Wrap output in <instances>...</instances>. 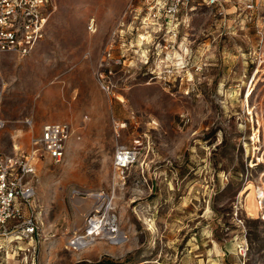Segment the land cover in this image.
Listing matches in <instances>:
<instances>
[{"label": "rangeland", "instance_id": "rangeland-1", "mask_svg": "<svg viewBox=\"0 0 264 264\" xmlns=\"http://www.w3.org/2000/svg\"><path fill=\"white\" fill-rule=\"evenodd\" d=\"M111 1L54 0L31 54L0 53L3 154L25 159L47 123L75 131L61 163L34 162V198L0 224V264H264V0L175 15ZM122 146L138 155L118 170ZM78 206L116 238L71 244Z\"/></svg>", "mask_w": 264, "mask_h": 264}, {"label": "built area", "instance_id": "built-area-1", "mask_svg": "<svg viewBox=\"0 0 264 264\" xmlns=\"http://www.w3.org/2000/svg\"><path fill=\"white\" fill-rule=\"evenodd\" d=\"M228 1L231 0H159L158 3H162L165 14L175 15L184 6L193 7L196 4L223 7ZM247 1L249 2L247 8L250 11L260 9L258 3L261 0ZM54 4V0H0V53H17L22 56L31 54L46 35L47 23L54 11ZM2 95L3 91H0V98ZM4 126L5 121L0 119V129ZM74 133L68 123L45 124L23 160L17 156L4 155L0 147V163L7 160L6 166L0 169V224L22 218L21 205L30 204L36 193L34 186L27 181V176L35 173L34 162L45 154L56 163H61L66 157L68 143ZM137 155L135 148L119 147L115 155V167L118 170L127 169L134 163ZM16 166L21 167V175H13L12 171ZM101 200L98 199V202ZM92 215H89V219L95 217ZM115 223L114 221L102 227L103 234L106 232L114 235L111 239L116 238ZM36 228L35 222L29 220L23 227L22 236L28 238L35 233ZM100 235L102 232L96 237Z\"/></svg>", "mask_w": 264, "mask_h": 264}, {"label": "bare ground", "instance_id": "bare-ground-1", "mask_svg": "<svg viewBox=\"0 0 264 264\" xmlns=\"http://www.w3.org/2000/svg\"><path fill=\"white\" fill-rule=\"evenodd\" d=\"M112 2V1H111ZM110 2V3H111ZM120 0H115L114 2H112L113 3V5H114V8H116L117 7V5H119L120 4ZM112 6V5H111ZM146 38L148 39V41H150L151 42V39H152V36L149 34V35H147L146 36ZM253 86H254V84H252L251 85V87H250V89L248 90V92H247V97H248V100L247 101H249V97H251V95L253 94V92H254V88H253ZM120 100L121 101H124L125 102V99H124V97L123 96H120ZM262 103V102H261ZM257 108V107H256ZM254 112L255 111H251V108H250V113L251 114H254ZM258 112V111H257ZM263 122H264V112H261L260 114H259V124L260 125H262L263 126ZM253 186L252 185H250V186H248L247 188H246V190H250L251 188H252ZM93 196H95L97 199H102V195L101 194H96V195H94V194H92ZM263 195V191L262 190H256L255 191V196H253V193L252 192H250L249 193V198H250V206H249V208H251L250 210L251 211H253V208H255L256 209V204H255V202H254V200H255V198H257L258 200H259V198H261V196ZM259 196V197H258ZM94 197V198H95ZM105 203V202H104ZM96 204H97V200H96ZM101 205L99 206V208L102 206V204L103 203H100ZM94 206V205H93ZM248 207V206H247ZM88 208H91V206L90 207H88ZM97 208V207H96ZM86 209V208H85ZM87 210V209H86ZM86 212H85V214H84V209H81L79 206H78V212H77V216H78V218L80 217L81 219H83V221H82V224L80 225V226H78V228H77V231L79 232V234H78V237L72 242L74 245H76V246H79V245H87V244H89L90 242H92V241H94V240H96V236L99 234V233H103V231H102V227H103V225L104 224H106L103 220H101V219H97L96 217H94V218H91V219H89V215L87 214V218H85L84 219V217L86 216ZM86 228H87V230H86ZM107 229V228H106ZM76 230V229H75ZM85 230V231H84ZM96 230H101L100 232H96ZM104 230V229H103ZM85 232V233H84ZM106 233V232H105ZM104 233V234H105ZM120 235L121 236H123V238H125L124 237V233H120ZM109 236V235H108ZM111 238H114V237H110V239ZM127 238V237H126ZM123 240V239H122ZM117 241V240H116ZM120 242V241H119ZM71 243V244H72ZM73 248H75V247H73Z\"/></svg>", "mask_w": 264, "mask_h": 264}, {"label": "crops", "instance_id": "crops-1", "mask_svg": "<svg viewBox=\"0 0 264 264\" xmlns=\"http://www.w3.org/2000/svg\"><path fill=\"white\" fill-rule=\"evenodd\" d=\"M51 123H53V122H51Z\"/></svg>", "mask_w": 264, "mask_h": 264}]
</instances>
